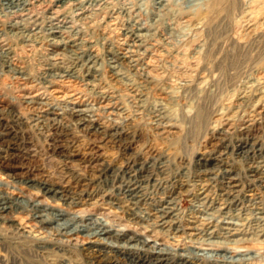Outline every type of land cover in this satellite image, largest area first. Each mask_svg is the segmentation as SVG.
<instances>
[{
  "label": "rangeland",
  "instance_id": "rangeland-1",
  "mask_svg": "<svg viewBox=\"0 0 264 264\" xmlns=\"http://www.w3.org/2000/svg\"><path fill=\"white\" fill-rule=\"evenodd\" d=\"M8 1L0 0V45L11 55L9 66L0 55V202L14 201L11 206L18 209L0 213V264H136L125 241L103 237L102 251L91 245L92 224L69 239L58 229L64 220L56 212L93 216L141 234L150 244L134 246L152 260L162 257L159 264H264V0H170L181 10L169 24L152 21L154 0H100L86 9L88 20H79L73 4L61 7L74 26L70 38L97 53L99 61L98 87L75 77L71 89L90 107L107 96L126 112L117 125L104 114L92 116L86 129L64 114L66 104L48 88L43 73L51 56L62 57L73 46L51 47L44 35L28 46L11 25L27 20L44 34L46 4L24 0L11 12ZM136 2L143 26L150 29L153 47L146 60L155 80L128 87L115 82L107 58L132 22L126 7ZM21 82L61 114L38 117V107L21 97ZM97 124L103 131L93 133ZM17 146L23 151L19 156ZM200 158L211 161L209 169ZM115 169L117 185L135 188V199L117 187L106 188L111 178L105 181V173ZM123 169L130 170L124 177ZM228 182L236 185L229 189ZM41 183L79 204L47 195L45 203L56 208L39 222L32 205L43 193ZM202 185L208 192L204 199ZM108 195L119 201L110 203ZM167 203L171 208L164 209ZM165 212L171 223L154 220L152 213ZM226 221L236 224V236L222 228Z\"/></svg>",
  "mask_w": 264,
  "mask_h": 264
},
{
  "label": "bare ground",
  "instance_id": "bare-ground-1",
  "mask_svg": "<svg viewBox=\"0 0 264 264\" xmlns=\"http://www.w3.org/2000/svg\"><path fill=\"white\" fill-rule=\"evenodd\" d=\"M37 1H39V0H37ZM37 1L35 0V2H37ZM98 1H100V0H44V1L42 0V3L44 2L46 4V9H45V12H46L45 24H46V26H43L44 34H41V35H40V33H42V32L37 31L39 24H37V26L35 28H33V27H31L30 22H28L27 20H24L23 22L22 21L21 22H15L11 25V27H12L11 31L17 30L14 32V34L16 36L23 38L22 39L23 42H29V44L27 43L28 46L33 45V43H40L41 40L43 39V35L46 37V40L48 43H50L49 46H51V47H58V48L62 47V49L64 50L67 48V47H65L67 45V43H69V44H71V46H73V48H71V49L69 47L71 52L70 53H64L62 55V57H57V55L60 53H57V54L51 56L49 65L46 68V71L44 70L45 72H43V73H44L45 81H46L47 85H49L48 88H50V90L52 91V93H54V96L58 100H60L66 104V108H65L66 111L64 112V114H66L72 120H75L77 123L82 125L84 128L85 127L87 128V126L89 125L88 123L91 122L90 119L92 116H97L99 114H104V115L108 116L111 120L110 124L117 125L116 123H117L118 119L122 115H124V112H125L124 110H122L123 106L117 108L115 106L116 101H113L112 99L108 98L107 96H104L101 100H98L96 102L95 107H90V106H88V104H86L85 99L83 98L84 96H82L80 91H76V90L71 89L73 87L72 79H74L75 77H80L81 79L86 80L87 84L86 83L85 84L87 86H90L92 88L98 87L97 86L98 84L96 83V81L100 79L99 73L97 72L98 68H99L98 67L99 61H98V57L96 56L97 53L95 54L94 52L88 51L85 48L86 45L84 46L82 44V42H79L75 38L74 39L70 38L72 35V34L70 35V33L72 32L71 28L73 29L74 26L68 25L69 24L68 14H65L64 12L62 13V12H60V10L62 9L61 7H64L68 3L73 4L75 9H77L79 11L77 13V15L79 16V20H83V19L88 18V14H86V11H87L86 9L89 8V6H91V5H97ZM216 1H219V0H216ZM33 2L34 1L32 0V3ZM24 4H26L24 0H9L7 3V9H9V10L11 9V12H12V8L17 9V7L19 5H24ZM55 6L59 7V8H57L58 10H56V11L54 10ZM176 10H181V8L177 7V9H176L175 5L172 4L170 2V0H154L153 6L150 9V12L154 15V17L152 18V21H156V23H161V22H165L167 24H169L170 22L173 23V20L176 17V14H175ZM125 11L126 12L129 11V12L133 13L132 20H131L132 22H129L126 25L125 32H124V39L120 43V45L118 46V50H113V49L108 50L110 57L107 58V60H108L107 64L111 69V72H112L111 75L114 77L115 82H117L120 85L125 84L128 87H136V86H138V84L144 85V84L153 83L155 80V77L152 75L151 70L147 68L148 61L146 60L148 57L149 50L151 49V47H153L149 43V40H152V39L148 38L151 36V34H147L148 32H150V29L143 26V23L141 22V20H142L141 19V12H140V8L137 7V2H136V4H129L126 7ZM13 12H14V10H13ZM40 22H42V21H40ZM159 39H160V37H159ZM83 43H85V42H83ZM153 44H155V43H153ZM66 51H67V49H66ZM51 53H53V52H51ZM0 55L2 57V61L5 64L7 63V66H9V64L11 63V55H10L9 49L7 47L5 48L4 46H1L0 47ZM54 70L56 72H52ZM15 78H17V80H19L20 76L17 75ZM59 82L65 83L67 85V88L64 89L61 86L59 87V85H60ZM113 85H115V84H113ZM27 88H28V86L27 85L23 86V83L21 82V86H19V92L21 93V97L23 98V101L25 102L26 105L33 107V108L36 106L38 107V109H39V114L37 113L38 117H44L46 120H50L51 115L56 116V115L61 114V113H58V112L51 110L50 108L46 107V105L48 103L47 100L40 98V96L37 92L29 91V90H27ZM24 89L27 90V91H25V93H24ZM40 109H42V110H40ZM38 117H36V118H38ZM90 126L91 125H89V127ZM103 128H104V126L97 124V125H93V129L91 131L93 133H99V132L103 131ZM0 141H1V136H0ZM7 148H9V147H7ZM243 148H245V147H243ZM17 149H18L17 150L18 152L16 154L19 156L23 151H22V148L18 147ZM237 153H238V151H237ZM245 153H247V152H245ZM200 160L203 161L202 166L206 169H209L208 163H210L211 161L206 159V158H200ZM97 167H99V166H97ZM211 169H213V168H211ZM94 171H95V169H94ZM128 172H130V170L129 171L124 170L122 172V177H124ZM118 173H120L119 169L112 170L110 172V174L108 172L105 173V178H104V179H106L105 181H108L107 179L111 178V181L109 180L111 183L106 185V188H108L111 191L112 188L115 189L117 187L119 189V191H123L125 194H127V195H129L135 199L138 196L135 188H133L131 186L123 185L120 183H119V185H117ZM103 174H104V169L102 168V169H100L99 176L102 177ZM138 174L140 175V177H142V173L141 174L138 173ZM145 176H147V174ZM144 180H145V178H144ZM258 181H257V183H258ZM202 184H203V182H202ZM230 184L228 182L227 186L229 189H232L236 185V184L232 183L233 185L231 186ZM200 186L201 185L199 184V188H200ZM41 187H42L43 193H42V195H37L35 197L36 204L33 203V205H32L34 207V209L37 210L35 215H36L37 219H40L39 222L43 221V218H44L43 216L45 215L44 214L45 212H47L49 210L55 211L54 209L56 208V205H54V204L48 205L47 203H45V199L47 198V195L52 194V196L54 198L60 195V198H63L69 206H72V205L77 206L79 204V201H75L74 198L68 196V194H66L64 191L57 190L55 187H53V185H48L47 183H41ZM200 193L202 194V199L207 197L208 192H206L205 185H202ZM119 194H121V193H119ZM31 199H33V198L31 197ZM107 199L110 203H113L114 201H119V199L118 198L116 199L113 195H108ZM233 199L235 200V198H233ZM95 202H93V203H95ZM12 204L16 205V202L13 201L11 203L10 201L1 200V202H0V213H1V215L4 212L6 214L9 213L11 211L9 209L12 207L11 206ZM169 205H171V204L167 203V204L163 205V208L166 209L169 207ZM12 208H14V207H12ZM169 208H171V207H169ZM14 209L17 210L18 207L14 208ZM220 209H221V207H220ZM76 211H78V210H76ZM156 211H157V209H156ZM227 211H228V209H227ZM106 214H108V213H106ZM152 214H153V218H154V220H156V222H159V223L165 224V225H166V223L172 222L170 213L167 214V212H165V213L159 214V215L154 214V213H152ZM55 215L57 218L64 220L63 224L58 229H59V231L64 232L63 234L67 235L69 237V239H73L72 238L73 235H75V234L77 235V233H75V232L86 231L87 225L92 224L96 227V230L93 233L88 234L89 235V241L88 242L91 245H94V246L100 248L99 249L100 251H102V248H103V243H102L104 241L103 237H108V238H110V240L112 239L115 242L125 241L126 244L129 245V246H126L125 250H130V251L134 250L135 251L130 256L133 257L136 264H159L163 261L162 257H160V256H158V258L156 257L154 260H152V259L148 258V256L142 255L139 252L140 250L138 251L137 248L134 246L135 244L133 242L141 243L143 246H148L150 244L149 243L150 241L149 240L143 241L142 237L140 236L141 234H139V233H134V234L129 233V231H128L129 228L128 229H126V228L125 229H123V228L116 229L112 225H108L107 224L108 222L104 223L105 220L102 223L98 218H95L93 216L81 217L79 215V213L78 214L74 213V215L69 216L65 212H61V213L56 212ZM82 216H84V215H82ZM108 217H110V215ZM192 223H195V222H192ZM225 224L226 225L223 226L222 228L226 230V233L228 235L236 236L238 234V227L236 226V224H234L230 221H226ZM74 226H77L78 230H76V228H71ZM216 226H217V224H216ZM211 227L212 226H209L207 228L210 230V233H214L215 229L213 230V228H211ZM197 228L190 226L189 230H196ZM178 229H177V231H178ZM102 239H103V241L101 242ZM199 239H200V237H199ZM202 240H205V239H202ZM136 246H137V244H136ZM113 247H115V245ZM231 248H233V247H231ZM109 249H112V248H109ZM116 251L123 252V251L118 250V249H116ZM240 251L241 250H234L233 253H240Z\"/></svg>",
  "mask_w": 264,
  "mask_h": 264
}]
</instances>
